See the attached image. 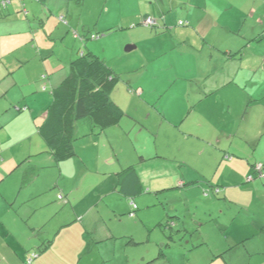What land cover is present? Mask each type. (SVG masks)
Returning <instances> with one entry per match:
<instances>
[{
    "label": "crops",
    "instance_id": "crops-1",
    "mask_svg": "<svg viewBox=\"0 0 264 264\" xmlns=\"http://www.w3.org/2000/svg\"><path fill=\"white\" fill-rule=\"evenodd\" d=\"M164 3L158 2L151 10L142 12L136 9L122 15V1L116 0L0 1L2 16V7H6L7 12L14 15L7 19L8 23L15 21L26 24L22 33L25 45L17 44L11 49L7 48L9 52L6 55L0 54V63L4 62V58L7 61L4 62L5 67L0 66V70L7 72L2 79L11 74V68L18 72L29 67L30 61L39 54L36 49L39 37L43 41L49 38L64 39L73 29L76 35H84L95 29L97 32H103V35L117 26L118 22L128 24L134 28V34L139 35L140 27L136 26H147L144 21L148 16L164 17L165 21L172 18L170 14L174 11L171 9L173 5L177 6L176 1L172 4L170 2V10ZM209 15L212 16H208L207 21L218 14ZM253 21L255 24L251 23L249 29H244L247 21L238 25L235 20H222L217 22L218 28L213 26L206 34L197 30L204 35L200 47L201 63L197 88L193 90V86H190L193 74L187 76L186 69L184 78L175 77L173 79L177 81L174 84H167L171 91L170 96L179 97L178 102L183 101L179 104V110H169L172 108L167 106L166 111H161L156 105L155 109L148 108L144 115L132 114L127 105L120 101H127L130 103L129 107L134 101L151 106L150 101L155 99L157 94L150 92L142 80L132 79L129 80L130 88L121 90L125 93L123 97L116 93L120 77L110 93L111 101L124 112L120 124L99 130L93 127L91 120H79L75 126L76 156L64 161L56 160L40 132L53 101L52 89L57 87L71 70V62L77 56L73 48H77L79 54L80 51L98 54L117 72V68L107 58H103L104 54L101 52V45L109 33L97 42H88L89 38L85 34L87 40L84 41L83 38L84 47L77 39L72 52L68 53V60L71 62L66 61L61 67L63 69L58 71L56 65L47 66L46 61H43L37 73L36 66L33 72L27 73L24 82L17 79L6 88L1 94L3 98L8 97L12 87L25 84L30 86L29 92L17 91L7 107L3 106L9 120L3 124L0 122V264H77L76 258L65 260L69 254L64 251L69 250L66 245L70 248L76 246L75 240L71 239L74 241L69 244L62 242L64 247H58L61 239H57L61 235L66 240L71 229L78 228L80 242L88 241V234L95 243L118 238L119 233L115 231L114 223L105 220L106 213L100 210V202L111 197V201L106 203L113 213L109 214L113 219L115 216H121L120 213H127L125 207L128 204L133 207L135 197L161 187L162 190L176 191V194L182 192L189 195L193 188L203 191L206 199L211 200V204L207 205L204 211V219L207 220L204 221L201 217L199 221L195 220L199 229L194 230L195 234L189 232L187 223L183 222L181 213H178L180 204H174L176 213L173 214L172 220L164 222L162 218L156 224L171 228L169 241L160 245L157 254L149 251L145 256L140 252L122 260L120 264H212L217 261L222 264H264V8L256 10ZM39 24H44V28L38 37L32 26ZM180 24L185 23L181 21ZM189 29L194 33L191 27L183 30ZM147 30L155 35L160 34ZM141 33L143 35L144 32ZM8 34L15 37L12 32ZM131 41L137 44L127 46V50L140 46L137 40ZM181 45H187V40H182ZM195 47L185 49L193 53L197 50ZM15 52L21 53V56L11 58L8 55ZM130 65L131 63L128 67ZM43 75L47 77L44 79ZM180 79L187 80L190 84L184 88L187 83H181ZM151 85L155 86L156 83ZM43 86L48 90L44 91ZM160 97H164L163 93ZM3 98H0V102H3ZM168 101H172V98ZM21 103H24L27 111H22L23 108L20 107L17 111L13 108ZM22 116L23 121L19 122L16 130H12L10 124L14 120L11 119ZM26 119L32 129L26 126L19 128L23 122L26 123ZM5 129L7 131L1 133ZM18 129L20 130L17 132ZM18 133L21 136L26 133L27 137L20 139ZM141 136L146 137V140H140ZM26 141L29 142L28 146H25L26 151L20 152L22 155L16 153L17 143ZM118 142L122 143L119 149L115 147ZM123 145H126L129 155L125 154ZM131 148L132 152L138 155L137 158L129 152ZM87 149L90 152L83 156ZM106 152L108 157H113L111 162H118V166L105 167L102 157ZM124 158L129 159L122 162ZM129 165L135 166L139 181L133 199L120 192L117 183L116 173ZM258 165H263L262 169H258ZM43 167H49L50 171L45 173ZM66 175L75 176L74 186L77 191L74 186L66 188ZM43 176L45 178H41ZM82 176L90 177L93 181L91 190L86 194H83L84 184L79 187ZM159 184L161 186H158ZM66 189L70 191L67 196L64 195ZM231 189L233 194L230 195ZM132 191L135 190L132 189L131 193ZM74 195H80L82 202L89 198L94 202L92 206L84 209L72 204V214L63 220L64 206L59 205L58 201L67 198L66 203H75L72 198ZM226 201L234 204L232 216L224 210ZM185 207L189 208V205ZM134 208L129 212L132 215L138 206ZM85 215H92V218L79 223ZM214 219L217 222V233L211 235V238L207 231L213 227ZM225 221L231 223L226 224ZM95 222L97 234L93 230ZM122 229L131 236V243H138L133 233ZM164 235L167 237L166 233ZM88 237L90 239V236ZM253 241L255 245L251 246ZM172 243L176 245L172 246ZM154 245H151L152 248ZM203 248L204 250H201ZM71 254L76 257L75 251ZM31 256L33 258L29 261Z\"/></svg>",
    "mask_w": 264,
    "mask_h": 264
},
{
    "label": "rangeland",
    "instance_id": "rangeland-1",
    "mask_svg": "<svg viewBox=\"0 0 264 264\" xmlns=\"http://www.w3.org/2000/svg\"><path fill=\"white\" fill-rule=\"evenodd\" d=\"M25 1H31V0H25ZM87 1H100V0H87ZM116 1H122L123 4V8L121 10L122 15L124 13L129 14L130 12H133V10L136 9L138 10L140 9L142 10V12L151 10L155 8L158 2L160 3V1L165 2L164 4L168 8V10H170V2L171 4L173 3V1H176L177 3V6L174 5L172 6L173 9H171V11L174 12L170 14V17H172L171 19L168 18L165 21L164 17L160 18L154 16L159 21V25L157 27L150 28L145 25L136 26V27H140L139 35H135L133 32L134 28L129 27L128 24L125 25L124 23L123 25V23L118 22L117 23L118 27L115 26L111 28L109 32L107 31L109 33L107 39H105L101 45V50H102L101 52L102 54H104L102 55L104 56L103 58H107V60H109V62L113 64L115 68H117L116 71L119 73L121 77V81L116 87V93H120L124 97L125 93L121 90L123 88L125 89L130 88L129 80L140 79L146 84L150 92L157 94L156 98L150 101L151 106L141 105L137 101H134V103H131V106L129 107L130 103H128L125 100L120 101L122 102V104L127 105L130 112H132V114L134 115L135 114L144 115L148 112L147 111L148 108L155 109L154 107L156 105L159 106L158 108L161 111H166L167 106L168 108H172L169 110H179V104H182L183 101L178 102L179 97L170 96L171 91L169 90V86L167 85L168 82L174 84L177 81L173 79L175 77L181 76V78H184V76L186 75L183 74L185 73H187V76L189 74H193V79L191 81L190 86H193V90L197 88L196 82L199 81L197 75L200 72V63H201L200 47L203 43L202 36H204L198 33L197 30H201L202 33L206 34L208 30L213 28V26H215V28H218L217 22H220L222 20L223 21L235 20L238 23V25H242L243 22L247 21L244 26V29L245 28L249 29V25L254 22L253 20L256 15V10L264 8V0H159V1L158 0H116ZM1 9L4 14L3 16H0V54L6 55V53L9 52L7 48L11 49V47H14L17 44L25 45L23 44L24 38L22 33H24L26 24L24 22L18 23L15 21L8 23L7 19L10 17H14V15L8 13L6 7L5 8L2 7ZM169 13L170 12H167V14ZM209 14H218V15H216L215 18H210V20L208 19L207 21V17L212 16ZM38 18H40V16ZM181 21L184 22L185 24L181 25L180 24ZM43 26L44 24L41 25L39 24V26H32V29L38 34V37L39 34L42 33V28H44ZM189 27L194 29V33L191 32V29L183 30V29H188ZM116 29L119 30L116 31ZM147 29L153 30L154 32L160 34L155 35L154 33H150ZM141 31L144 32L143 35ZM11 32L13 35H15V37H12L8 34ZM107 32H104L105 34L102 35L103 32H97L95 29L85 34L89 38L88 42H94V41L97 42L100 39H103ZM31 33L33 34V32ZM93 34L98 36L101 35V37L92 39L91 36ZM68 35L69 36L64 39L49 38V39H45L44 41L42 38L39 37L36 43L37 44L36 49L38 50L39 54L33 60L30 61V65L28 68L26 69L22 68L20 69V71L15 72L13 71V68L10 67L11 74L7 75L4 79L2 78L3 76H5L7 72L0 70V74H1L0 95L3 94L6 88L14 84L17 79L20 82H24V80H26L27 78V73L33 72L36 66L37 68L35 70V73H37L38 67H42L43 61L44 62L46 61L47 66H53V64L56 65L58 71L63 69L61 67L64 65V63H66V61L71 62L70 60H68L69 57L68 53L72 52V48L77 43V39L84 47L83 42L87 40V37L84 35H76V33H74V29L71 30L68 33ZM128 39L130 41L137 40L140 46H138L136 49L133 50H127V46L137 44L134 43L133 41L131 42L126 41ZM184 39L187 40V45L182 46L181 45L182 40ZM192 46H196L195 49L197 50H194L193 53H190L188 50H190ZM40 47L42 48V50H40ZM47 47L49 48V50H47ZM185 48L188 50H186ZM82 50L85 51L87 49L82 48ZM73 51L75 52V56L79 55L77 48H73ZM8 55H10L11 58L13 57L18 58L21 56V53L15 52ZM2 60L7 63L5 58ZM4 62L0 63V66L5 67L6 65ZM130 63L131 65L128 67ZM185 69L186 72L184 73ZM69 72L70 70L68 71V74ZM180 80L181 83H187V85H184V88H186L190 84V82L187 80L184 79H180ZM203 82H205V76ZM153 83H156V85L155 86L151 85ZM20 90H24L27 93L30 90V86L27 84L21 86L17 85L16 87L11 88L8 97L3 98L4 96L1 95L0 98H3V102H0V112H1L0 122L2 124L4 122H8L9 120L4 113L5 111H3V106L7 107V104H9V102L11 101V97L15 98L14 93ZM44 93H49V92H44ZM162 93L164 95L163 98L160 97ZM170 98H172V101H168ZM193 98L194 96H192V99ZM117 100L119 99L117 98ZM18 107L23 108L22 111H27V108L26 106H24V103L15 105L13 108L17 111ZM251 109L252 108H250V112ZM126 119L127 118L125 117L124 120ZM11 120L12 121L14 120L13 122L11 121L12 123L10 124L11 129L13 130L17 128L20 121H23V116L21 118L18 117L17 119H11ZM83 121H90V119H83ZM25 122L26 123L23 122L19 126L20 129L24 128L25 126L26 128L27 127L30 128V126H28L29 120L26 119ZM20 129H18L17 132ZM3 131L6 132L7 130L6 129L2 130L1 133ZM18 136L20 137V139H23L27 137V134L25 133L23 135L25 137L21 136L20 134ZM139 139L146 140V137L141 136ZM22 141L24 142V140ZM28 141H26V143L18 142L15 147L16 148L15 152L18 154H20V152L24 153L26 151L25 146H28L29 144ZM121 145L122 143L118 142L116 143L115 147L119 149L121 148ZM123 148L125 149L124 151L125 154L129 155V153L127 152L126 145H123ZM132 149L133 148H131L130 149L131 151L129 150V152L134 155V158L135 157L137 158L138 155L134 154L132 152L133 151ZM88 152H90L89 149H87L86 153L83 152V156H85V154H88ZM20 155L18 157H20ZM108 156L109 154L107 155L106 152L104 154V157H102V160H104L105 162L106 168H113L119 165L118 162L112 163L111 161L113 157L112 156L108 157ZM123 156L121 155V157ZM128 159L129 158H124L122 162ZM70 165L71 164L69 163L68 166ZM20 171L21 170H19L18 173H20ZM43 171L45 173H48L50 171V168L43 167ZM75 173H77V171H75ZM145 173L149 176L148 171H146ZM155 174H157V172H155ZM70 176L71 177H68L66 175L64 178V185H66V188H71V186H74L76 180L75 176L73 175ZM41 178H45V177L43 176ZM79 184H80L79 187L84 184L85 189L83 194H86L89 193V191L91 190L93 181L90 177L85 178L84 176H82ZM158 186H161V184H159ZM157 189L161 191H158L156 189H151L150 193L145 192L144 194H141L133 199L135 201V204L138 206V209L135 210L134 215L129 213L132 212L133 209L130 206V204H128L125 207V209H127V213H120L121 216H115L112 219V216H110L109 214H113V213L110 211L111 209L106 203V201H108V203L111 201V197L109 196L106 201H101L100 210L106 213L105 220L107 222L114 223L113 226L116 229L115 231L119 233L118 238H115L108 242L103 241L101 243L100 242L95 243L91 235L88 234V236H90V239L87 236L88 241L80 242L78 228H72L68 239L65 240L64 237L62 238V235L57 239V241L61 239L60 240L61 244H59L58 247L60 246L64 247L63 243L69 244L71 243V241L75 240L76 246H73L72 248L68 247V245L65 246L66 248H69V250H64L66 253L69 254V256L65 258V260H68L70 259V257H73L74 260L76 258L77 264H120L122 260L136 256L140 252L144 253L145 256L149 251H153L151 252L152 254H154V252H156L155 254H157L160 245H162L163 242L169 241L168 235L172 233V231L169 226H158L156 224L162 218L164 219V222H166L168 219L172 220L171 218L173 214L176 213V206L174 205L176 203L180 204L178 213L179 214L181 213L182 220L183 222L187 223L186 226L189 227V231H192L194 233V230L199 229V225L195 223V220L199 221L200 217L201 219L206 218L204 217L205 207L211 204V200L206 199V195L203 191H199L196 188H193L190 190V193L188 195L187 193L185 194L182 192H180V194L179 192H177L176 194L175 193L176 191L162 190V187ZM64 193H65L64 195L67 196L66 194L70 193V191H67L66 189ZM229 194L230 195L233 194L232 189L229 191ZM72 198L75 201V203H66L65 201L67 200V198H65V200L63 201L62 200L58 201L59 205L64 206L65 211L63 212L64 213L63 220L67 218L68 215L70 216L72 214V211L70 209L72 204H74V206L78 207L79 209H84L92 206L94 202L92 198L91 199L89 198L86 202L85 201L82 202L81 200L82 197H80V195H74L72 196ZM187 200H190L188 204H184V202H186ZM168 202L172 204V206H169L170 204L168 205ZM185 205L187 206L189 205V208L185 207ZM233 205H234L233 203L229 204V201L225 202L223 207L226 214H230L231 216L234 214L233 212L235 207ZM215 217L217 216L215 215ZM83 218L84 219H81L82 221L80 220L79 223L81 222L84 223L88 221L89 219L92 218V215L91 216L85 215L83 216ZM180 219L178 220V222H180ZM206 220L207 219H204V221ZM221 221H223V218ZM245 221L247 220H244V222ZM213 223L214 225L213 227H211V230L207 231V233L210 236L215 235L217 233L216 230L217 225H215L217 222L215 221V219L213 220ZM225 223L229 224L231 222L225 221ZM93 225H94L93 230L95 231V228L97 229L96 222ZM122 228H124L128 232L133 233L135 235V240L138 243L135 242L131 243L130 242L131 236L124 233L125 231ZM95 233L97 234L96 231ZM165 233L167 237L164 235ZM123 234H126V236L122 237ZM252 244L255 245V242L253 241L252 243H250L251 246ZM84 245L86 247H83ZM151 245H154V247L152 248ZM174 245H176V243L175 244L172 243V246ZM201 250H204V248ZM74 251L76 252V257H74L71 254L74 253ZM81 253L82 255H80ZM51 264H56V263L53 262ZM212 264H222V262L217 261Z\"/></svg>",
    "mask_w": 264,
    "mask_h": 264
},
{
    "label": "trees",
    "instance_id": "trees-1",
    "mask_svg": "<svg viewBox=\"0 0 264 264\" xmlns=\"http://www.w3.org/2000/svg\"><path fill=\"white\" fill-rule=\"evenodd\" d=\"M149 17L154 18L156 24L147 26L157 27V18ZM119 80V73L92 51H80L71 62L70 73L52 89L53 101L48 117L40 127L42 136L58 162L76 156L75 126L79 120L90 119L93 127L99 130L120 124L124 112L110 99V93ZM45 90H48L47 87ZM116 174L119 191L133 199L139 183L135 166L129 165ZM132 189L135 191L131 193ZM135 205L133 202L132 209L137 207Z\"/></svg>",
    "mask_w": 264,
    "mask_h": 264
},
{
    "label": "built area",
    "instance_id": "built-area-1",
    "mask_svg": "<svg viewBox=\"0 0 264 264\" xmlns=\"http://www.w3.org/2000/svg\"><path fill=\"white\" fill-rule=\"evenodd\" d=\"M145 24L146 25H150V24H156V20L154 19V18H151V17H149V18H147L146 20H145ZM99 36L98 35H92V38L93 39H95V38H98ZM42 78H46V75H43V77ZM44 89H46V87L45 86H43V90ZM262 167H263V165H258V169H262ZM136 206V205H135ZM32 258H33V256H31L30 258H29V261H31L32 260Z\"/></svg>",
    "mask_w": 264,
    "mask_h": 264
},
{
    "label": "water",
    "instance_id": "water-1",
    "mask_svg": "<svg viewBox=\"0 0 264 264\" xmlns=\"http://www.w3.org/2000/svg\"><path fill=\"white\" fill-rule=\"evenodd\" d=\"M187 228V230L189 231V227H186ZM189 232H191V231H189Z\"/></svg>",
    "mask_w": 264,
    "mask_h": 264
}]
</instances>
